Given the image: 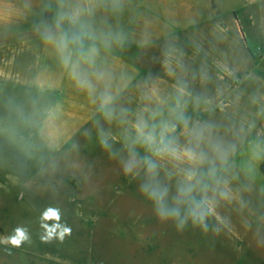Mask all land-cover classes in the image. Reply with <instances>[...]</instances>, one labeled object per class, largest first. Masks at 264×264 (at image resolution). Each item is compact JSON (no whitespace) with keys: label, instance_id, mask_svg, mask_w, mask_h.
Returning a JSON list of instances; mask_svg holds the SVG:
<instances>
[{"label":"rangeland","instance_id":"rangeland-1","mask_svg":"<svg viewBox=\"0 0 264 264\" xmlns=\"http://www.w3.org/2000/svg\"><path fill=\"white\" fill-rule=\"evenodd\" d=\"M0 68V264H264V193L232 163L247 119L264 133V0H0Z\"/></svg>","mask_w":264,"mask_h":264},{"label":"crops","instance_id":"crops-1","mask_svg":"<svg viewBox=\"0 0 264 264\" xmlns=\"http://www.w3.org/2000/svg\"><path fill=\"white\" fill-rule=\"evenodd\" d=\"M211 19V18H209ZM86 53L83 54H77L75 49H70L69 55H68V66L69 62H72L73 58L78 60L80 59L79 63V69L85 68L87 66V59L88 53L87 50H85ZM84 60L85 65H84ZM76 65L75 63L73 66H75L74 74L77 73L76 71ZM135 64L129 65L128 69L129 72L133 75L131 78L127 80L126 83L118 84L116 85L110 95H121L123 94L130 86L131 84H134L135 81L138 78V71L135 69ZM71 68V67H70ZM137 74V76H135ZM8 73H6L2 68H0V78L1 79H12V77L8 78ZM19 76H15V78H18ZM55 85L57 86L59 92H63L64 87L61 89L62 81L60 78H58L55 82ZM84 88L77 84V80L71 79L69 81L68 85V94L67 95H88L87 93H83L86 90H83ZM90 92V91H89ZM90 95V93H89ZM246 126L251 129L249 134L239 139L238 144L234 148V151L232 153V163L240 171L242 174H244L251 182L254 183V185L264 193V133H263V126L258 125L257 122L248 120L245 122ZM254 130V131H252Z\"/></svg>","mask_w":264,"mask_h":264},{"label":"clouds","instance_id":"clouds-1","mask_svg":"<svg viewBox=\"0 0 264 264\" xmlns=\"http://www.w3.org/2000/svg\"><path fill=\"white\" fill-rule=\"evenodd\" d=\"M177 213L175 211L169 212L164 208L160 207L159 204L156 208V216L159 220L167 222L174 221ZM42 221H58L60 219L59 211L57 209L48 207L41 214ZM202 223V218H201ZM186 221H179L175 223V226L178 230H183L185 228ZM44 229H46V234H42L40 239L44 243H51L53 238L55 237L61 243L65 240L67 236H70L72 233V229L70 226L62 227L59 224H54L52 227H48L47 224L42 223L41 225ZM59 229V231H58ZM30 241V235L26 228L17 226L14 229V234L7 238V243L20 247L23 243Z\"/></svg>","mask_w":264,"mask_h":264},{"label":"trees","instance_id":"trees-1","mask_svg":"<svg viewBox=\"0 0 264 264\" xmlns=\"http://www.w3.org/2000/svg\"><path fill=\"white\" fill-rule=\"evenodd\" d=\"M248 48V47H247ZM249 49V48H248Z\"/></svg>","mask_w":264,"mask_h":264}]
</instances>
